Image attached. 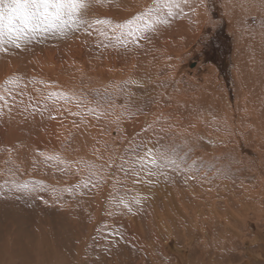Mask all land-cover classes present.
<instances>
[{
  "label": "rangeland",
  "instance_id": "rangeland-1",
  "mask_svg": "<svg viewBox=\"0 0 264 264\" xmlns=\"http://www.w3.org/2000/svg\"><path fill=\"white\" fill-rule=\"evenodd\" d=\"M126 1L127 3H125ZM155 1L156 0H139L137 1L138 3H136L142 10H145L146 7L148 9H151V7L155 8L153 14L162 16L163 19L161 17L160 19L164 22L157 23L158 25L153 29L156 30V32L159 29L164 31L165 28L169 26L170 17L173 18L175 14L178 16L181 15L177 12L180 6L185 5V3L191 4L188 10L190 11L189 16H187L186 13H182V17L175 15L174 19L170 21V24L175 27L176 30H183H181V33L171 42V50L169 49L170 45L166 47L163 41L157 49L159 56H162V54L164 55L159 57L162 68L153 75V81L156 78L154 82L158 80L156 83L151 80L149 83L146 82L148 84L145 85L142 79H136L134 81L133 79H130V81L126 79L124 81L121 80V83L118 84L114 82V79V81H111V87L108 88L109 90H106L103 85H100L101 83L98 84L95 80L96 70H104L103 72H106V63L109 60V64L113 66L111 67L112 71L116 69L114 67L115 63L127 64L133 57L137 59V63L133 61L136 66L139 65L148 68L155 65L150 64L148 60L141 56L143 48L139 44L128 42L126 48L125 43L127 41H125V43H117L114 39L108 41L111 39V36H109L110 32L116 30L120 26L116 18L117 16L124 12L128 18L131 19L134 17L131 12L132 8L128 6L129 0H114L115 4L112 3L113 0L112 2L111 0L109 1L111 3L106 0H100L99 2L98 0H88V8L86 10L87 23L82 24L79 28L69 30L66 35H59L56 33L40 34L36 39L23 44L20 48L6 45L5 48L7 50L0 49V86L2 85L0 87V93L4 92V94H10L14 96V100H17V104L14 102L10 103L15 107V109H10L13 112L0 115V166L3 167L0 169V177L2 176L0 178V200L2 201L0 202V215L3 216V221L0 222V230H5L4 228L9 230L11 227H16V229L12 231L16 232H14L15 234L12 236L13 240L11 238L7 239L6 237H2L5 235V232L0 231V244L3 243V245L1 244L0 246V256L9 257L8 262L4 263L2 260L0 264H23V262L24 264H46L44 252L49 250V248L54 250L52 251L54 256L49 258L50 261L47 264H58L60 259V264H76V262L78 264H152V262L154 264H171L173 260L176 262V257L180 258L183 255L185 264H199L197 256L201 252L212 258L213 264H244L249 260L250 255L256 256L258 254L257 251H259V248L253 239L255 232L264 233V146L261 147L260 144L256 143L259 139L263 140L264 136L258 138L257 134L255 138L254 129H252L250 125L252 126V122H254L255 125H259L258 128L260 130L264 128V100H260L264 92V76L262 74L259 76L254 72V74L249 73L247 71L249 68H247L246 71L245 69H240L239 61L242 59L240 39L242 42H244L245 39L242 33L237 32V29L232 26L233 21H231L232 16L230 15V11L232 7L234 10H237L234 0H196V2L195 0H178V3L181 4L179 7H175V9H173L174 7L172 8V12L177 10V13L173 12V16L167 15V13L165 14L163 12V6L161 7V5L159 6L160 8L154 7ZM263 1L264 0H256L258 4L260 2V5L263 4ZM245 2L248 4L251 2V4L254 5V0H245ZM194 3L200 5L194 6L192 5ZM228 4H230V6H228ZM226 8L230 10L226 11ZM120 9H122V11ZM195 10H197V12ZM116 12H118V14ZM98 15L99 18L101 17L100 19ZM227 16H229V18ZM108 17H110L109 20H111V22L107 20ZM94 18L96 19L95 21H93ZM263 19L264 13L260 14L259 17L250 16L248 20L251 22L253 30L257 31L256 28H258V30L264 31ZM98 20L101 21V23H97L96 21ZM164 23L167 26L164 25ZM94 27H96V29L98 28L96 31L99 32H96ZM160 30L158 33L161 32ZM97 35L101 37H97ZM106 38L107 40H105ZM135 44L137 46H135ZM128 45L131 48L128 47ZM132 47H134L135 50H132ZM165 47L168 49L167 55L163 52L166 50ZM250 51L248 57H245L244 53V66H248L246 59H249L250 56L254 54L253 48ZM256 51L258 50L256 49ZM262 59H259L260 65L264 67V60L261 61ZM138 62L142 64H138ZM8 71L9 73L7 74L6 72ZM73 78L76 79L73 80ZM160 78H164L162 79L164 81H159ZM113 82L115 86L112 84ZM95 83L97 84L96 88ZM151 83L153 85H151ZM130 84L133 86H129ZM154 85H156L159 90L168 89V91L164 93V95H166L164 99L160 100L156 97L158 93L155 92L156 89L152 88ZM170 86L173 87V89L170 88V90H173V93L169 90ZM129 87L133 89L130 90L128 89ZM116 88L121 95L114 94ZM147 88L149 91L151 89V91L144 94L143 89ZM152 89L154 91H152ZM127 90L134 92L132 103L135 104L128 107V105L131 104L130 101L128 103L124 102L126 105L123 106V108L114 106L115 103L118 102V97L119 99L121 97L123 100ZM202 91L204 93H201ZM254 91H256L257 94H255ZM151 92L155 94H151ZM253 96H256V99L253 98ZM3 99H5V96L0 94V111L7 109V106L2 105V102L6 101V99ZM134 100H137V102ZM11 105L10 107H12ZM216 107L219 111H216ZM118 108L119 110H117ZM229 108H231L230 111H228ZM17 109L20 111H17ZM99 109L101 110V114L105 116L99 119V124H97L95 122V117H98ZM106 110L109 112H106ZM133 111L135 112L133 113ZM119 113L122 115H119ZM14 114L19 116L18 118L20 119L16 116L14 119ZM113 115L120 120L121 125L119 127L113 126V124L110 123L111 119L114 118ZM106 116H110L111 119ZM260 117L261 120H259ZM21 118L23 122H21ZM103 118H105L107 122L110 121V124H107L106 120ZM17 119L21 123L18 122ZM123 120L128 122H124ZM135 120L137 122L133 123ZM129 122L133 125L136 124L145 127V130H148L147 133H145L146 131L144 130V133L137 134L131 142H126L124 138L117 134V131L123 124ZM52 123L55 126H53ZM40 126L42 127L40 128ZM148 126L149 128H147ZM228 126L230 127L228 128ZM46 127H48L47 130ZM54 127L55 129L53 130ZM48 129H50L51 132ZM176 132L180 133L181 136L176 135ZM57 135L59 137H57ZM188 135L190 136L188 137ZM250 135L252 140L249 137L248 141L247 137ZM35 143L39 147L36 146ZM32 145L33 148L37 149L39 152L33 149ZM151 145H153V147H151ZM258 145H260L261 149ZM193 146L194 148H192ZM44 148L46 149L44 150ZM154 148H156V150ZM31 149L34 151H31ZM40 149L46 152V154L40 155ZM192 153L194 154L192 155ZM201 154H204L206 158L204 155L200 156ZM16 155L20 156L17 157ZM152 155L168 157L171 161H175V163H171L169 160L165 159H158L157 163L153 165L150 163ZM205 159L207 161H205ZM208 159H211V161L208 162ZM217 163H220V165H217ZM214 166L217 169H215ZM180 167H182V170H177ZM218 169H220V171ZM181 172L184 174L182 175ZM257 177L262 181H260V179L258 180ZM237 181L241 184L236 183ZM16 182L26 183L25 187L22 189L17 187L18 184ZM41 182L44 184H40ZM247 183H251L252 185L256 184V186H252L251 189H248L246 187ZM258 183L261 184L258 185ZM53 185L57 190L54 191L55 194L54 192L49 193L51 199L42 200L37 196L35 198V195H39L40 193L46 195L47 190L53 187ZM66 185H72L74 188H78V192L76 193L73 190L71 193L64 191ZM6 186L12 189L8 187L9 190H5L7 188ZM219 186L221 187L220 189H218ZM167 188L170 189L168 190ZM201 188H203V190ZM260 190H262L263 193ZM209 191H212L213 194ZM32 192L34 194H32ZM205 192H207V194ZM218 192L222 193V195H216ZM237 192L239 193L237 194ZM156 193H158V197ZM69 194L71 196V198L68 199L69 201L63 203V201L60 200L61 202H59L61 197L68 196ZM185 195H189L188 199ZM134 196H137L136 199L141 198L142 202H144L145 209L134 202L136 201ZM37 198L40 202H44L43 204H50L51 200L52 205L59 206V208L57 207L58 209H53L50 218L48 217L49 225L51 224L48 228L46 227L45 223L47 222L44 218L37 216L29 218L33 219V222L30 220H22L23 214L27 213V209L36 206V202L38 201ZM125 198L127 200H125ZM129 200L134 201L130 202ZM148 200L151 202L149 203ZM223 200L226 208L223 204ZM97 201H99L98 205L101 208H97ZM110 201L111 203H109ZM161 201L163 204H161ZM92 202L96 205L97 209L94 208L95 205H92ZM202 203L206 208L203 207ZM232 203L236 204L233 205ZM64 207L71 213H67L68 211L61 213ZM169 207L172 210H170ZM174 207L177 208L176 211ZM186 207H188V209ZM151 208L153 211H151ZM195 208H197L196 211ZM121 210L123 211L121 212ZM206 210H209V212ZM58 212H60V215ZM151 212H154L156 215ZM184 212L187 213V216L189 215L188 218L184 215ZM94 213L105 216L103 217L104 219L113 218V220H108V222H106L107 224H104L99 218L96 219ZM44 214L47 215L48 213L46 212ZM200 214L202 216H200ZM229 214L232 215L233 218ZM174 215L176 216L174 217ZM193 215L195 216L193 217ZM120 216L122 219L119 220L120 222H117L118 219H115V217L119 218ZM191 217L194 219H191L193 223L190 220ZM73 219L75 221H73ZM55 221L57 224H60H58L60 227ZM97 223L100 224V226ZM102 223L104 224L103 226ZM33 224L40 226L38 231L31 228ZM190 224L191 226H189ZM194 224L195 226H193ZM81 226H83V228ZM135 226L136 228L134 229ZM163 227L166 230L163 229ZM81 228L82 230H80ZM87 228L89 230H87ZM139 228L142 231H140ZM190 228H193L194 231ZM221 228L222 231L220 230ZM156 229L159 230L157 231ZM167 229H169L170 234ZM84 230H86V232ZM187 230L190 233H188ZM208 230L210 232H208ZM60 231L61 233H59ZM80 231L85 232L86 234H83L86 236L83 234L81 235ZM135 231L137 233H135ZM101 232H103L102 235ZM163 232L164 234H162ZM229 232L231 233L230 235ZM18 234L19 238L16 242H13ZM42 236L43 239L41 238ZM82 236L84 238H82ZM134 238H137L139 241H136ZM129 240H131V242ZM63 241L68 245H64ZM132 241H135V244L143 245V247L141 245L137 247ZM190 241L192 242V247H188ZM146 243L147 246L149 245V248L147 246V248L145 247ZM60 245L61 247H66V249L64 248L65 253L56 250L59 249ZM77 245L83 246L76 252L74 249H76ZM31 246L34 249L31 248ZM4 248L7 250L6 254ZM145 250H148L150 254L145 252ZM178 250H182V253ZM69 251L71 253H69ZM163 251L167 252L163 253ZM173 251H178L176 252L178 255L174 254ZM160 252L162 253L160 254ZM183 252L185 253L183 254ZM147 254L149 255L147 256ZM41 255H43V257ZM39 257L42 260H40ZM84 257H86L85 260L91 257L92 259L90 262H86L88 259L83 261ZM102 257L103 260H101ZM150 259L152 260L150 261ZM170 259H172V261ZM168 261L170 263H168Z\"/></svg>",
  "mask_w": 264,
  "mask_h": 264
},
{
  "label": "bare ground",
  "instance_id": "bare-ground-1",
  "mask_svg": "<svg viewBox=\"0 0 264 264\" xmlns=\"http://www.w3.org/2000/svg\"><path fill=\"white\" fill-rule=\"evenodd\" d=\"M100 0H98V2H99ZM106 1H110V0H106ZM137 1H139V0H129V7H131L132 8V10H131V12H132V14L134 15V17L133 18H128L127 17V15L126 14H124V12H123V14H120L119 16H115L116 18H117V20L119 21V24L120 25H124V24H126L128 21H130V20H132V21H134V20H137V18H139V17H142L143 15H144V13L147 11V7L145 8V10H142L139 6H138V2ZM154 1V0H153ZM206 1V0H205ZM251 1V0H250ZM253 1V0H252ZM111 2H112V0H111ZM111 2H109V3H111ZM137 2V3H136ZM156 2V1H155ZM187 2V1H186ZM195 2H196V0H195ZM112 3H114V0H113V2ZM125 3H127V1L125 2ZM146 3V2H145ZM191 3V2H190ZM209 3V2H208ZM219 3V2H218ZM222 3V2H221ZM233 3V2H232ZM234 3H235V7H236V9L237 10H234L233 9V7H232V9H231V11H230V15L232 16L231 17V21H233V23H232V26H234L236 29H237V32H241L242 33V35H243V37H244V42H242V40L240 39V43H241V54H242V59L239 61V63H240V69H242V70H244L245 69V71L247 70V68H249L247 71L249 72V73H251V74H254V73H257L259 76L262 74L263 76H264V67H261V65H260V58L262 59V58H264V31H261V30H258V28H256V30L257 31H255V30H253L252 29V27H251V22L248 20L249 19V17L250 16H257V17H259V15L260 14H262V13H264V1H263V4L262 5H260V2H259V4H258V2H256V0H254V5L253 4H251V2H250V4H248L249 3V1H248V3H246L245 2V0H234ZM101 4V3H100ZM107 4V3H106ZM106 4H105V7H106ZM115 4V3H114ZM118 4H119V2H118ZM118 4H117V6H118ZM121 5H123L122 3H120ZM181 4V3H180ZM179 4V5H180ZM204 4H205V2H204ZM108 5V4H107ZM111 5V4H110ZM144 5V4H143ZM148 5H150V4H148ZM190 5L191 4H186L185 3V5H182V6H180L179 7V9H178V13H180L181 15H182V13H186L187 14V16H189V12L190 11H188L189 9H190ZM192 5H200V4H192ZM220 5V4H219ZM226 5H227V3H226ZM97 6V5H96ZM99 6V5H98ZM124 6V5H123ZM147 6V5H146ZM160 6V5H159ZM158 5H157V3H155L154 4V7H159ZM215 6V5H214ZM228 6H230V4H228ZM127 7V6H126ZM161 7H162V4H161ZM191 7H193V6H191ZM217 7V6H216ZM225 7V6H224ZM96 8V7H95ZM104 8V7H103ZM109 8V7H108ZM160 8V7H159ZM199 8V7H198ZM204 8V7H203ZM230 8V7H229ZM97 9V8H96ZM95 9V10H96ZM99 9H101V8H99ZM115 9V8H114ZM118 9V8H117ZM116 9V10H117ZM127 9H128V7H127ZM151 9L154 11L155 10V8H152L151 7ZM162 9V8H161ZM173 9H175V7L173 8ZM192 9H194V8H192ZM196 9H197V6H196ZM106 10V9H105ZM119 10V9H118ZM121 11H122V9H120ZM160 10V9H159ZM207 10V9H206ZM226 11L227 10H230V9H225ZM99 11V10H98ZM103 11V10H102ZM110 11H111V9H110ZM161 11V10H160ZM176 11H173L174 13L176 12ZM196 12H197V10H195ZM222 11H223V9H222ZM95 12V11H94ZM101 12V11H100ZM163 12L166 14L167 13V10L166 9H164L163 8ZM176 12V13H177ZM199 12V11H198ZM221 12V11H220ZM107 13V12H106ZM115 13V12H114ZM117 14H118V12H116ZM192 13V12H191ZM203 13V12H202ZM201 13V14H202ZM108 14V13H107ZM100 15V14H99ZM99 15H98V18H99ZM104 15H105V11H104ZM103 15V16H104ZM176 16H178L177 14H175ZM175 15H174V17H175ZM181 15H179V16H181ZM110 16V15H109ZM173 16V15H172ZM178 16V17H179ZM192 16V15H191ZM195 16V15H194ZM199 16V15H198ZM262 16V15H261ZM161 18H162V16H160ZM174 17L173 18H171L170 17V19H169V26L167 27V28H165V30L164 31H161L160 29V33H158V31L156 32V30H148V31H145L144 33H142L140 36H138V37H135V38H133V37H127L126 38V43H125V46H126V44H128V42H131V43H133V42H135L136 44H139L142 48H143V50L141 51V56H143L146 60H148L149 62H150V64H155L153 67L151 66V67H148V68H144V67H142V66H139V65H134V62L133 61H135L136 63H137V59H135L134 57H133V59H131V61H129L127 64H116L115 63V65H114V67L116 68L115 70H113L112 71V68L111 67H113L112 66V64H109V61H107V67H106V72H103V71H99V70H96V74H95V80H96V83H101L100 85H103V87L104 88H106V90L108 89V88H110L111 87V81L113 80L114 81V79H115V81L114 82H117L118 84L119 83H121V80L122 81H124V80H126V79H129V81H130V79L132 80L133 79V81L134 80H136V79H142L144 82H143V84H145V85H147L151 80L153 81V78H154V74L158 71V70H160L161 68H162V63H161V60H160V56L158 55V53H157V49H158V47L160 46V44L162 43V41H163V43L166 45V47H168L170 44H171V42L172 41H174V39H175V37L176 36H178L180 33H181V30L180 31H178V30H176L175 29V27H173L171 24H170V21L172 20V19H174ZM182 17V16H181ZM180 17V18H181ZM196 17V16H195ZM228 18H229V16H227ZM101 18V17H100ZM99 18V19H100ZM166 18V17H165ZM169 18V17H168ZM189 18V17H188ZM193 18V17H192ZM201 18V17H200ZM227 18V19H228ZM110 19V17H108V19L107 20H109ZM112 19V18H111ZM163 19V18H162ZM196 19V18H195ZM96 19L94 18L93 19V21H95ZM182 20V19H181ZM190 20H191V17H190ZM207 20V19H206ZM205 20V21H206ZM228 20H230V19H228ZM99 21V20H98ZM110 22H111V20H109ZM184 21V20H183ZM195 21V20H194ZM197 21V20H196ZM115 22V21H114ZM94 23V22H93ZM108 23V22H107ZM166 23H167V21H166ZM191 23V22H190ZM192 23H194V22H192ZM263 23H264V19H263ZM105 24V23H104ZM109 24V23H108ZM196 24V23H195ZM96 25H97V23H96ZM102 25V24H101ZM107 25V24H106ZM117 25V24H116ZM156 25H158V24H155V26ZM164 25H166L165 23H164ZM175 25V24H174ZM263 25V24H262ZM94 26H95V24H94ZM113 26V25H112ZM161 26V25H160ZM167 26V25H166ZM165 26V27H166ZM231 26V25H230ZM98 27V26H97ZM100 27V26H99ZM98 27V28H99ZM107 27H111V26H107ZM159 27V26H158ZM177 27V26H176ZM180 27H184V26H180ZM95 28V31L98 29H96V27H94ZM101 28V27H100ZM164 28V27H163ZM261 28V27H260ZM264 28V27H263ZM112 29V28H111ZM157 29V28H156ZM161 29H162V27H161ZM179 29V28H178ZM100 30H102V29H100ZM104 31H106V30H104ZM183 31V30H182ZM233 31V30H232ZM96 32H99V31H96ZM110 32V31H109ZM105 33V32H104ZM104 33H103V35H104ZM99 34V33H98ZM102 34V33H101ZM95 35H96V33H95ZM108 35V34H107ZM106 35V36H107ZM105 36V35H104ZM109 36H111L110 38L111 39H109L108 41H110V40H116L117 41V43H118V40H124L125 38L122 36V34H121V29L120 28H117L116 30H113V31H111L110 32V34H109ZM97 37H101L100 35H97ZM108 37V36H107ZM109 38V37H108ZM97 40V39H96ZM104 40V39H103ZM105 40H107V38L105 39ZM101 41V40H100ZM99 41V42H100ZM105 42V41H104ZM103 43V42H102ZM97 44V43H96ZM108 44V43H107ZM110 44V43H109ZM135 44V46H137ZM104 47V46H103ZM128 47H130L129 45H128ZM165 47V49L166 50H164L163 52L167 55V51H168V49ZM175 47V46H174ZM126 48H127V46H126ZM131 48V47H130ZM253 48V55L252 56H250V58L249 59H246V63L248 64V66H244V53H245V57H248V53H250L251 51V49ZM114 49V48H113ZM169 49L171 50V45H170V47H169ZM256 49L258 50V51H256ZM118 50V49H117ZM132 50H135V48L134 47H132ZM107 51V50H106ZM137 51V50H136ZM107 54V53H106ZM164 54H162V56H163ZM250 55V54H249ZM108 56V55H107ZM161 56V57H162ZM256 56V57H255ZM114 57V56H113ZM258 57V58H257ZM116 59V58H115ZM264 59H262L261 61H263ZM125 61V60H124ZM145 61V60H144ZM101 62V61H100ZM106 62V61H105ZM143 62V61H142ZM73 64V63H72ZM76 64H79V63H76ZM82 64V63H81ZM99 64V63H98ZM97 64V65H98ZM138 64H142V63H139L138 62ZM59 65V64H58ZM83 65H84V63H83ZM82 65V66H83ZM129 65H130V67H129ZM67 66V65H66ZM65 66V67H66ZM77 66V65H76ZM85 66V65H84ZM163 66H164V61H163ZM63 67V66H62ZM67 68V67H66ZM81 68H84V67H81ZM100 68V67H99ZM132 68V69H131ZM65 69V68H64ZM104 69V68H103ZM101 70V69H100ZM46 72V71H45ZM254 72V73H253ZM7 74L9 73V71L8 72H6ZM74 73V72H73ZM119 73V74H118ZM68 74V73H67ZM80 74V73H79ZM133 74H134V77H133ZM243 74V73H242ZM120 75V76H119ZM157 75V74H156ZM80 76V75H79ZM87 76V75H86ZM8 77V76H7ZM162 77V76H161ZM9 78V77H8ZM72 78V77H71ZM159 78V77H158ZM1 79H2V77H1ZM74 79H76V78H73V80ZM157 79V78H156ZM155 79V80H156ZM162 79H164V78H162ZM161 78H160V80L159 81H161L162 80ZM205 79V78H204ZM6 80V79H5ZM154 80V81H155ZM3 81V80H2ZM1 81V82H2ZM21 81V80H20ZM153 81V82H154ZM158 81V80H157ZM156 81V82H157ZM164 80H162L161 82H163ZM114 82L112 83L113 85H114ZM142 82V81H141ZM146 82H148V83H146ZM156 82H154V83H156ZM8 83V82H7ZM95 83V84H96ZM116 83V84H117ZM125 83H127V82H125ZM124 84V83H123ZM133 84V83H132ZM158 84H159V82H158ZM3 85H6V84H3ZM112 85V86H113ZM127 85V84H126ZM144 85V86H145ZM151 85H153L152 83H151ZM160 85V84H159ZM249 85V84H248ZM2 86V85H1ZM0 86V87H1ZM115 86V85H114ZM123 86V85H122ZM129 86H133V85H129ZM97 87V84H96V86H95V88ZM126 87V86H125ZM121 88V87H120ZM152 88H154V89H156V91L155 92H157L158 94H156V97H158L160 100H162V99H164V96H166V95H164V93H166L167 91H168V89L167 90H159V88H157V86L156 85H154V87H152ZM170 88H172L173 89V87L172 86H170L169 87V90H170ZM122 89V88H121ZM128 89H130V87L128 88ZM131 89H133V88H131ZM130 89V90H131ZM138 89V88H137ZM141 89V88H140ZM170 90L171 91V93H173L172 91L173 90ZM256 89V88H255ZM109 90V89H108ZM123 90H124V88H123ZM122 90V91H123ZM150 91H151V89H150ZM149 90H148V88L147 89H143V92H144V94H146V92H150ZM152 91H154L153 89H152ZM204 91V90H203ZM201 92V93H204V92ZM259 91V90H258ZM103 92V91H102ZM137 92V91H136ZM200 92V91H199ZM255 92V94H257L256 93V91H254ZM260 92V91H259ZM49 93H50V91H49ZM137 93H139V92H137ZM154 92H151V94H153ZM245 93V92H244ZM252 93V92H251ZM260 93H262V92H260ZM0 94H2V96L4 95L5 96V99H6V101L4 102H2V105L3 106H7V109H5V110H1L0 111V115H3V113H8L9 114V112H13L12 110H10L11 108H14L15 109V107H13L10 103L11 102H14V103H16V101L17 100H14L15 98H14V96H11L10 94L9 95H7V94H4V92H2V93H0ZM114 94H120L121 95V93L118 91V89L116 88V91H115V93ZM141 94H143V93H141ZM155 94V93H154ZM136 95V94H135ZM169 95V94H168ZM170 95H172V94H170ZM246 95V94H245ZM28 96V95H27ZM66 96V95H65ZM116 96V95H115ZM133 96H134V92H132V91H129V90H127V92L125 93V96L123 97V100L121 99V97H120V99H119V97H118V102L117 103H115V105L114 106H119V107H122L123 108V106H125L126 104V102L128 103V102H130L131 101V104L130 105H128V107H130L132 104L134 105L135 103H132L133 101H132V98H133ZM173 96V95H172ZM241 97V96H240ZM256 97V96H255ZM254 96H253V98H255ZM22 98V97H21ZM98 98V97H97ZM117 98V97H116ZM258 98V97H257ZM5 99H3V100H5ZM20 99V98H19ZM239 99V98H238ZM241 99V98H240ZM244 99V98H243ZM256 99V98H255ZM23 100V99H22ZM26 100V99H25ZM115 100V99H114ZM245 100H246V98H245ZM260 100H264V92L262 93V95H261V99ZM20 101V100H19ZM18 101V102H19ZM40 101V100H39ZM123 101V102H122ZM135 101V100H134ZM241 101V100H240ZM21 102H23V101H21ZM20 102V103H21ZM125 102V103H124ZM135 102H137V100L135 101ZM25 103V102H24ZM253 103H254V101H253ZM17 104V103H16ZM138 104V103H137ZM10 105L12 106V107H10ZM24 105V104H23ZM16 106V105H15ZM22 107V106H21ZM112 107V106H111ZM0 108H1V104H0ZM24 108V107H23ZM112 108H114V107H112ZM125 108V107H124ZM227 108V107H226ZM225 108V109H226ZM255 108H256V105H255ZM20 109V108H19ZM19 109H17V111L19 110ZM131 109V108H130ZM264 109V108H263ZM262 109V110H263ZM45 110V109H44ZM109 110V109H108ZM117 110H119V108L117 109ZM121 110V109H120ZM128 110V109H127ZM126 110V111H127ZM133 110V109H132ZM227 110V109H226ZM231 110V108H229L228 109V111H230ZM262 110H261V112H262ZM20 111V110H19ZM111 111H113V110H111ZM125 111V110H124ZM216 111H219L218 110V108L216 107ZM235 111V110H234ZM245 111V110H244ZM25 112H27V111H25ZM40 112V111H39ZM106 112H109V111H107L106 110ZM135 111H133V113H134ZM236 112V111H235ZM240 112V111H239ZM246 112V111H245ZM19 113V112H18ZM122 113V112H121ZM121 113H119V115L121 114ZM127 113V112H126ZM132 113V112H131ZM218 113V112H217ZM263 113H264V111H263ZM19 115V114H18ZM39 115V114H38ZM47 115V114H46ZM122 115V114H121ZM129 115V114H128ZM127 115V116H128ZM229 115V114H228ZM252 115V114H251ZM11 116V115H10ZM15 114H14V119H15ZM45 116V115H44ZM98 117H95V122L97 123V124H99V119H101L102 117H104L105 115H102L101 114V110L99 109V114L97 115ZM112 116V115H111ZM125 116V115H124ZM249 116V115H248ZM247 116V117H248ZM253 116V115H252ZM261 116V115H260ZM3 117V116H2ZM17 118L19 117V116H16ZM24 117H25V115H24ZM40 117V116H39ZM107 117V116H106ZM108 117H110V116H108ZM107 117V118H108ZM113 117H114V115H113ZM241 117H242V115H241ZM9 118V117H8ZM7 118V119H8ZM23 118V117H22ZM22 118H21V122H23V120H22ZM3 119V118H2ZM10 119V118H9ZM18 119H20V118H18ZM17 119V120H18ZM103 119H105V118H103ZM102 119V120H103ZM110 119H111V117H110ZM124 119V118H123ZM238 119V118H237ZM255 119H256V117H255ZM35 120V119H34ZM106 120V119H105ZM140 120V119H139ZM231 120V119H230ZM251 120V119H250ZM259 120H261V117H260V119ZM11 121L13 122V120L11 119ZM26 121H27V119H26ZM30 121V120H29ZM40 121V120H39ZM49 121V120H48ZM124 121V120H123ZM123 121H122V123H123ZM228 121V120H227ZM238 121V120H237ZM16 122V121H15ZM18 122H20L19 120H18ZM20 122V123H21ZM32 122H33V120H32ZM105 122V121H104ZM110 121H108L107 122V120H106V123L108 124ZM124 122H128V121H124ZM133 122V121H132ZM135 122H137L136 120L133 122V123H135ZM231 122V121H230ZM236 122V121H235ZM14 123V122H13ZM48 123V122H47ZM55 123H57V122H55ZM110 123H112L113 124V126H117V127H119L120 125H121V122H120V120L117 118V117H114V118H112L111 119V122ZM109 123V124H110ZM232 123V122H231ZM242 123V122H241ZM253 123V125L251 126L250 125V127H252V129H254V134H255V138L257 137V134H258V138H261V136H264V128L262 129V130H260L258 127H259V125H255L254 124V122H252ZM263 123V122H262ZM18 124V123H17ZM29 124V123H28ZM49 124V123H48ZM51 124V123H50ZM53 124V123H52ZM240 124V123H239ZM264 124V123H263ZM26 125V124H25ZM41 125V124H40ZM43 125V124H42ZM45 125V124H44ZM43 125V126H44ZM57 125V124H56ZM229 125V124H228ZM244 125H245V123H244ZM262 125V124H261ZM31 126V125H30ZM39 126V125H38ZM46 126V125H45ZM53 126H55L54 124H53ZM64 126V125H63ZM106 126H108V125H106ZM236 126V125H235ZM242 126V125H241ZM26 127V126H25ZM35 127V126H34ZM42 126H40V128H41ZM100 127V126H99ZM105 127V126H104ZM230 126H228V128H229ZM38 128V127H37ZM47 128L48 127H46V130H47ZM107 128V127H106ZM142 128H144V129H142ZM147 128H149V126L147 127ZM55 129V127L53 128V130ZM57 129V128H56ZM59 129V128H58ZM112 129V128H111ZM146 128L145 127H141V126H139V125H136V124H132L131 122H129V123H125V124H123L119 129H118V131H117V134L118 135H120L122 138H124L125 140H126V142H131L132 141V139H134V137H136V135L137 134H141V133H144V130H145ZM231 129V128H230ZM24 130V129H23ZM48 130H50V129H48ZM64 130V129H63ZM99 130V129H98ZM240 130V129H239ZM243 130H245V129H243ZM73 131H74V129H73ZM100 131V130H99ZM112 131V130H111ZM146 131V130H145ZM148 131V130H147ZM147 131L145 132V133H147ZM241 131V130H240ZM50 132H51V130H50ZM61 132V131H60ZM248 132V131H247ZM48 133H49V131H48ZM48 133H47V135H48ZM53 133V132H52ZM67 133V132H66ZM105 133H106V131H105ZM112 133H113V131H112ZM242 133V132H241ZM17 134V133H16ZM251 134V133H250ZM262 134V135H261ZM32 135V134H31ZM55 135V134H54ZM67 135V134H66ZM146 135V134H145ZM176 135H178V136H181V134L180 133H178V132H176ZM45 136H46V134H45ZM62 136V135H61ZM117 136V135H116ZM149 136H150V134H149ZM190 135H188V137H189ZM244 136V135H243ZM56 137V136H55ZM57 137H59L58 135H57ZM106 137V136H105ZM151 137V136H150ZM249 137L251 138V135L250 136H248L247 138H248V141H249ZM12 138V137H11ZM15 138V137H14ZM65 138V137H64ZM257 138V139H258ZM53 139H55V138H53ZM112 139H113V137H112ZM256 139V140H257ZM42 140V139H41ZM48 140V139H47ZM59 140V139H58ZM66 140V139H65ZM115 140H117V139H115ZM115 140H113V141H115ZM124 140V141H125ZM237 140V139H236ZM235 140V141H236ZM251 140H252V138H251ZM188 141V140H187ZM186 141V142H187ZM190 141V140H189ZM56 142V141H55ZM110 142V141H109ZM243 142V141H242ZM253 142V141H252ZM39 143V142H38ZM125 143V142H124ZM234 143V142H233ZM264 139L263 140H261V139H259V140H257V143L256 144H260L261 145V147L262 146H264ZM36 144V143H35ZM110 144H111V142H110ZM178 144V143H177ZM180 144H182V143H180ZM197 144V143H196ZM4 145V144H3ZM27 145V144H26ZM44 145V144H43ZM57 145V144H56ZM190 145V144H189ZM252 145H254V144H252ZM260 145H258L259 146V148H260ZM36 146H38L37 144H36ZM192 146V145H191ZM201 146V145H200ZM39 147V146H38ZM56 147V146H55ZM58 147V146H57ZM148 147V146H147ZM151 147H153V145H151ZM32 148H33V145H32ZM115 148V147H114ZM191 148V147H190ZM192 148H194V146L192 147ZM200 148V147H199ZM218 148V147H217ZM33 149H35V148H33ZM33 149H31V151L33 150ZM46 148H44V150H45ZM59 149V148H58ZM130 149V148H129ZM152 149V148H151ZM155 150H156V148H154ZM205 149V148H204ZM207 149V148H206ZM216 149V148H215ZM261 149V148H260ZM35 150H37V149H35ZM41 150V149H40ZM208 150V149H207ZM217 150V149H216ZM254 150H255V148H254ZM22 151V150H21ZM34 151V150H33ZM89 151V150H88ZM98 151V150H97ZM154 151V150H153ZM193 151H194V149H193ZM198 151V150H197ZM203 151V150H202ZM256 151V150H255ZM30 152V151H29ZM37 152H39L38 150H37ZM206 152V151H205ZM205 152H203V153H205ZM260 152H261V150H260ZM20 153V152H19ZM25 153V152H24ZM33 153V152H32ZM32 153H31V155H32ZM88 153V152H87ZM95 153V152H94ZM200 153V152H199ZM208 153V152H207ZM209 153H210V151H209ZM263 153V152H262ZM40 155H44V154H46V152H44L43 150H41L40 151V153H39ZM54 154V153H53ZM158 154V153H157ZM163 154H165V153H163ZM194 153H192V155H193ZM258 154V153H257ZM8 155V154H7ZM87 155V154H86ZM202 155H204V154H201L200 156H202ZM213 155V154H212ZM211 155V156H212ZM4 156V155H3ZM17 156V155H16ZM20 156V155H19ZM19 156H17V157H19ZM153 156V155H152ZM219 156H221V155H219ZM257 156V155H256ZM29 157V156H28ZM27 157V158H28ZM192 157H194V156H192ZM204 157H205V155H204ZM210 157V156H209ZM218 157V156H217ZM262 157V156H261ZM24 158V157H23ZM30 158V157H29ZM105 158V157H104ZM206 158V157H205ZM208 158V157H207ZM258 158V157H257ZM22 159V158H21ZM25 159V158H24ZM3 160V159H2ZM199 160V159H198ZM228 160V159H227ZM246 160V159H245ZM24 161V160H23ZM195 161V160H194ZM204 161V160H203ZM205 161H207L206 159H205ZM209 161H211V159L209 160L208 159V162ZM214 161V160H213ZM259 161V160H258ZM257 161V162H258ZM260 161H261V159H260ZM1 162H3V161H1ZM190 162V161H189ZM196 162V161H195ZM215 162V161H214ZM213 162V163H214ZM245 162V161H244ZM251 162H252V160H251ZM26 163V162H25ZM39 163V162H38ZM37 163V164H38ZM211 163V162H210ZM227 163V162H226ZM230 163V162H229ZM255 163V162H254ZM24 164V163H23ZM201 164V163H200ZM214 164H216V163H214ZM223 164V163H222ZM233 164V163H232ZM28 165H29V163H28ZM187 165V164H186ZM217 165H220V163L218 164L217 163ZM224 165V164H223ZM234 165H235V163H234ZM257 165H259V164H257ZM261 165H262V163H261ZM222 166V165H221ZM26 167V166H25ZM215 167V166H214ZM218 167V166H217ZM230 167V166H229ZM236 167V166H235ZM264 167V166H263ZM1 168H3L2 166H0V169ZM222 168H224V167H222ZM256 168V167H255ZM179 169H181L182 170V167H180V168H178L177 170H179ZM188 169V168H187ZM190 169V168H189ZM215 169H217L216 167H215ZM220 169H221V167H220ZM220 169H218L219 171H220ZM229 169V168H228ZM231 169V168H230ZM235 169V168H234ZM245 169V168H244ZM263 169V168H262ZM3 170V169H2ZM223 170V169H222ZM231 170H233V169H231ZM240 170V169H239ZM249 170V169H248ZM250 170H251V168H250ZM184 171V170H183ZM236 171H237V169H236ZM258 171V170H257ZM193 172V171H192ZM204 172V171H203ZM218 172V171H217ZM230 172H232V171H230ZM229 172V173H230ZM261 172V171H260ZM111 173V172H110ZM191 173V172H190ZM222 173V172H221ZM226 173V172H225ZM228 173V174H229ZM233 173V172H232ZM237 173V172H236ZM239 173V172H238ZM263 173V172H262ZM181 174H182V172H181ZM184 174V173H183ZM182 174V175H183ZM227 174V175H228ZM221 175V174H220ZM226 175V174H225ZM230 175V174H229ZM228 175V176H229ZM234 175H235V173H234ZM233 175V176H234ZM237 175V174H236ZM239 175V174H238ZM23 176V175H22ZM108 176V175H107ZM2 177V176H1ZM0 177V178H1ZM83 177V176H82ZM105 177V176H104ZM109 177V176H108ZM191 177V176H190ZM197 177V176H196ZM195 177V178H196ZM15 178V177H14ZM103 178V177H102ZM188 178H189V176H188ZM224 178V177H223ZM227 178V177H226ZM232 178V177H231ZM238 178V177H237ZM103 179H105V178H103ZM219 179V178H218ZM243 179V178H242ZM257 179L259 180L260 178L259 177H257ZM80 180V179H79ZM102 180V179H101ZM167 180V179H166ZM169 180V179H168ZM176 180V179H175ZM189 180H191V179H189ZM232 180V179H231ZM75 181V180H74ZM172 181H174V180H172ZM211 181V180H210ZM249 181V180H248ZM256 181V180H255ZM260 181H262L261 179H260ZM40 182V181H39ZM116 182V181H115ZM230 182V181H229ZM239 182H240V180H239ZM238 181L236 182V183H239ZM242 182V181H241ZM254 182V181H253ZM17 183V182H16ZM63 183V182H62ZM110 183V182H109ZM123 183H124V181H123ZM175 183V182H174ZM184 183V182H183ZM186 183V182H185ZM188 183V182H187ZM193 183H194V181H193ZM217 183V182H216ZM232 183V182H231ZM230 183V184H231ZM233 183H235V182H233ZM1 184V183H0ZM18 184V186L17 187H20L21 189L22 188H24L25 187V184L24 183H17ZM16 184V185H17ZM40 184H44V183H40ZM80 184V183H79ZM143 184V183H142ZM173 184V183H172ZM198 184V183H197ZM239 184H241V183H239ZM259 184H261V183H258V185ZM15 185V186H16ZM187 185V184H186ZM189 185V184H188ZM218 185V184H217ZM44 186V185H43ZM175 186H176V184H175ZM201 186V185H200ZM222 186V185H221ZM234 186V185H233ZM238 186V185H237ZM252 186H256V184L255 185H252L251 183H247L246 184V187L248 188V189H251V187ZM7 188L5 189V190H9V188H11V187H9V186H6ZM9 187V188H8ZM82 187V186H81ZM98 187V186H97ZM97 187H95V188H97ZM104 187V186H103ZM108 187V186H107ZM106 187V188H107ZM115 187V186H114ZM186 187V186H185ZM205 187V186H204ZM225 187V186H224ZM235 187V186H234ZM241 187V186H240ZM245 187V188H246ZM260 187H261V185H260ZM5 188V187H4ZM160 188V187H159ZM166 188V187H165ZM172 188H174V187H172ZM200 188V187H199ZM210 188V187H209ZM217 188V187H216ZM221 187L219 186V188L218 189H220ZM227 188V187H226ZM225 188V189H226ZM236 188H239V187H236ZM12 189V188H11ZM115 189V188H114ZM168 189V188H167ZM170 189V188H169ZM168 189V190H169ZM202 190H203V188H201ZM217 189V190H218ZM262 189V188H261ZM15 190V189H14ZM57 189H55L54 188V185H53V187H50L48 190H47V194L46 195H44L43 193H40L39 195H35V198H36V196L39 198V199H42V200H48V199H51L49 196H50V194L49 193H52V192H54V191H56ZM72 190L74 191V192H78V188H74V186H72V185H66L65 187H64V191H66V192H69V193H71L72 192ZM85 190V189H84ZM161 190V189H160ZM174 190V189H173ZM205 190H206V188H205ZM12 191V190H11ZM33 191V190H32ZM104 191V190H103ZM150 191V190H149ZM231 191V190H230ZM242 191V190H241ZM261 192H262V190H260ZM9 192V191H8ZM80 192V191H79ZM102 192V191H101ZM107 192V191H106ZM105 192V193H106ZM168 192V191H167ZM210 192V191H209ZM208 192V193H209ZM216 192V191H215ZM229 192V191H228ZM227 192V193H228ZM233 192V191H232ZM122 193V192H121ZM175 193V192H174ZM179 193V192H178ZM184 193V192H183ZM185 193H187V192H185ZM193 193V192H192ZM206 194H207V192H205ZM210 193H212L213 194V192L211 191ZM239 192H237V194H238ZM243 193V192H242ZM263 193V192H262ZM32 194H34L33 192H32ZM31 194V195H32ZM54 194H55V192H54ZM53 194V195H54ZM97 194V193H96ZM95 194V195H96ZM102 194H104V193H102ZM137 194V193H136ZM157 194V197H158V193H156ZM164 194H165V192H164ZM206 194H204V195H206ZM211 194V195H212ZM219 194H221L222 195V193H219L218 192V194H216V195H219ZM224 194V193H223ZM228 194H230V193H228ZM236 194V193H235ZM246 194V193H245ZM264 194V193H263ZM29 195H30V193H29ZM58 195V194H57ZM61 195V194H60ZM114 195V194H113ZM140 195V194H139ZM144 195V194H143ZM142 195V196H143ZM177 195V194H176ZM180 195V194H179ZM198 195V194H197ZM251 195V194H250ZM27 196H28V194H27ZM34 196V195H33ZM109 196V195H108ZM130 196V195H129ZM141 196V197H142ZM170 196V195H169ZM188 196L189 195H185V197H187V199H188ZM213 196V195H212ZM211 196V197H212ZM220 196V195H219ZM224 196V195H223ZM77 197V196H76ZM137 197V196H136ZM136 197L134 196V198L136 199ZM147 197V196H146ZM150 197V196H149ZM154 197V196H153ZM162 197V196H161ZM198 197V196H197ZM218 197V196H217ZM237 197V196H236ZM37 198V199H38ZM69 198H71V196H70V194L68 195V196H63V197H61L60 199H59V202H61L60 200H62L63 201V203L65 202V201H69L68 199ZM120 198H122V197H120ZM176 198H177V196H176ZM180 198V197H179ZM192 198V197H191ZM202 198V197H201ZM206 198V197H205ZM205 198H203V199H205ZM232 198H234V197H232ZM38 199V201L36 202V206L35 207H30V208H28L27 209V213H25V214H23L24 216H23V218H22V220L23 221H25V220H30L31 222H33L32 220L33 219H29V218H31V217H35V216H37V217H40V218H44L45 219V221L47 222V223H45L46 224V227L48 228V226H50L49 225V221H48V217L50 218V216H51V212H52V210L53 209H58L59 208V206L58 205H52V202H51V200H50V204H48V203H46V204H43L42 202H40V200ZM111 199V198H110ZM130 199V198H129ZM151 199V198H150ZM193 199V198H192ZM213 199V198H212ZM216 199V198H215ZM240 199V198H239ZM41 200V201H42ZM97 200V199H96ZM109 200V199H108ZM125 200H127L126 198H125ZM124 200V201H125ZM131 200V199H130ZM129 200V201H130ZM145 200H146V198H145ZM159 200V199H158ZM170 200H171V198H170ZM176 200V199H175ZM175 200H173V201H175ZM183 200V199H182ZM197 200V199H196ZM206 200V199H205ZM58 201V200H57ZM103 201H104V199H103ZM102 201V202H103ZM117 201V200H116ZM119 201V200H118ZM132 201H134V200H132ZM132 201H130V202H132ZM149 201V203L151 202L150 200H148ZM167 201V200H166ZM180 201H181V199H180ZM188 201V200H187ZM219 201V200H218ZM233 201V200H232ZM0 202H2L1 200H0ZM48 202V201H47ZM59 202H57V203H59ZM121 202V201H120ZM129 202V203H130ZM134 202H136L139 206H141V207H143L144 209H145V205H144V202H142V200H141V198H137L136 199V201H134ZM147 202V201H146ZM195 202H197V201H195ZM54 203V202H53ZM66 203H68V202H66ZM86 203V202H85ZM103 203H105V202H103ZM109 203H111V201L109 202ZM116 203V202H115ZM177 203H178V201H177ZM181 203V202H180ZM194 203V202H193ZM4 204V203H3ZM97 208H99L100 206L98 205L99 204V201H97ZM161 204H163V202L161 201ZM173 204V203H172ZM190 204V203H189ZM196 204V203H195ZM222 204V203H221ZM223 204H224V200H223ZM233 204V203H232ZM236 204V203H235ZM235 204H233V205H235ZM61 205H62V203H61ZM67 205V204H66ZM92 205H95V204H93V202H92ZM102 205V204H101ZM106 205V204H105ZM104 205V206H105ZM114 205V204H113ZM152 205V204H151ZM154 205H155V202H154ZM160 205V204H159ZM175 205V204H174ZM173 205V206H174ZM179 205V204H178ZM183 205V204H182ZM198 205V204H197ZM202 205H203V203H202ZM89 206V205H88ZM104 206H103V209H104ZM121 206V205H120ZM168 206H169V204H168ZM187 206V205H186ZM191 206V205H190ZM224 206H225V204H224ZM241 206H242V204H241ZM58 207V208H57ZM84 207V206H83ZM116 207V206H115ZM171 207V206H170ZM169 207V209L170 210H172L171 208ZM193 207H194V204H193ZM199 207V206H198ZM203 207H204V205H203ZM94 208L95 209H97L96 208V205L94 206ZM101 208V207H100ZM133 208V207H132ZM175 208V207H174ZM187 209H188V207H186ZM204 208H206V207H204ZM225 208H226V206H225ZM235 208V207H234ZM239 208V207H238ZM70 209H71V206H70ZM106 209V208H105ZM109 209H110V207H109ZM152 209V208H151ZM162 209H163V207H162ZM165 209V208H164ZM196 209L197 208H195V211H196ZM215 209V208H214ZM237 209V208H236ZM87 210V209H86ZM92 210V209H91ZM118 210V209H117ZM135 210V209H134ZM177 210V208H175V211ZM189 210H190V208H189ZM210 210H211V208H210ZM48 213L47 215H45L44 213H46V212ZM60 211V210H59ZM68 211V212H67ZM96 211H98V210H96ZM104 211V210H103ZM107 211V210H106ZM123 210H121V212H122ZM125 211V210H124ZM151 211H153V209L151 210ZM155 211V210H154ZM181 211V210H180ZM205 211V210H204ZM207 211V210H206ZM212 211V210H211ZM210 211V212H211ZM227 211V210H226ZM231 211V210H230ZM65 212H67V213H71L69 210H67V209H65V207L63 208V210L61 211V213H65ZM83 212H85V211H83ZM82 212V213H83ZM92 212H95V211H92ZM101 212H102V210H101ZM133 212V211H132ZM164 212V211H163ZM207 212H209V210L207 211ZM228 212V211H227ZM232 212V211H231ZM22 213V212H21ZM81 213V214H82ZM88 213V212H87ZM151 213H154V212H151ZM235 213V212H234ZM233 213V214H234ZM58 214L60 215V212H58ZM95 214V217H96V219H100V220H102L103 221V223L105 224L106 222H108V220H113V218H108V219H104L103 217H105V216H103V215H101V214H99V213H94ZM112 214V213H111ZM164 214V213H163ZM178 214V213H177ZM61 215H63V214H61ZM66 215V214H65ZM83 215H84V213H83ZM121 215V214H120ZM154 215H156L155 213H154ZM153 215V216H154ZM184 215L185 216H187V213L186 212H184ZM199 215V214H198ZM204 215V214H203ZM227 215V214H226ZM230 215V214H229ZM85 216V215H84ZM92 216V215H91ZM108 216V215H107ZM136 216V215H135ZM134 216V217H135ZM164 216V215H163ZM176 215H174V217H175ZM184 216V217H185ZM189 216V215H188ZM188 216H187V218H188ZM195 215H193V217H194ZM200 216H202L201 214H200ZM210 216V215H209ZM223 216V215H222ZM230 216H232V215H230ZM54 217H56V216H54ZM64 217V216H63ZM109 217V216H108ZM126 217V216H125ZM3 218V216H1L0 215V219H2ZM82 218H83V216H82ZM86 218V217H85ZM91 218V217H90ZM94 218V217H93ZM158 218V217H157ZM173 218V217H172ZM183 218V217H182ZM203 218V217H202ZM208 218V217H207ZM206 218V219H207ZM231 218V217H230ZM232 218H233V216H232ZM231 218V219H232ZM238 218V217H237ZM62 219V218H61ZM115 219H118V221L117 222H120L119 220L120 219H122V217L120 216L119 218L118 217H115ZM125 219V218H124ZM127 219V218H126ZM153 219V218H152ZM177 219V218H176ZM192 219V217L190 218V220ZM195 219H196V217H195ZM211 219H212V217H211ZM91 220V219H90ZM155 220H157V219H155ZM187 220V219H186ZM192 220H194V219H192ZM192 220H191V222H192ZM200 220H202V219H200ZM1 221H3V219L2 220H0V222ZM72 221V220H71ZM73 221H75L74 219H73ZM84 221V220H83ZM92 221H93V219H92ZM116 221V220H115ZM131 221V220H130ZM158 221V220H157ZM164 221V220H163ZM171 221V220H170ZM196 221V220H195ZM203 221V220H202ZM214 221V220H213ZM223 221V220H222ZM237 221V220H236ZM96 222V221H95ZM94 222V223H95ZM98 222H99V220H98ZM122 222V221H121ZM132 222V221H131ZM187 222V221H186ZM207 222V221H206ZM55 223H56V221H55ZM76 223V222H75ZM88 223V222H87ZM89 223H90V221H89ZM102 223V226L104 225ZM123 223V222H122ZM155 223V222H154ZM158 223V222H157ZM165 223V222H164ZM178 223V222H177ZM189 223V222H188ZM193 223V222H192ZM197 223V222H196ZM57 224V223H56ZM59 224V223H58ZM57 224V225H58ZM71 224H72V222H71ZM82 224V223H81ZM98 224V223H97ZM107 224V223H106ZM112 224V223H111ZM159 224H160V222H159ZM179 224V223H178ZM184 224V223H183ZM182 224V225H183ZM187 224V223H186ZM200 224V223H199ZM205 224V223H204ZM10 225V224H9ZM30 225V224H29ZM56 225V226H57ZM60 225V224H59ZM58 225V226H59ZM73 225V224H72ZM71 225V226H72ZM99 226H100V224H98ZM114 225V224H113ZM135 225V224H134ZM137 225V224H136ZM209 225H210V223H209ZM216 225V224H215ZM231 225H232V223H231ZM1 226V225H0ZM4 226V225H3ZM70 226V227H71ZM76 226V225H75ZM84 226V225H83ZM83 226H81L82 228H83ZM90 226V225H89ZM93 226V225H92ZM133 226V225H132ZM147 226V225H146ZM177 226H179V225H177ZM184 226V225H183ZM189 226H191V224L189 225ZM193 226H195V224L193 225ZM197 226V225H196ZM212 226V225H211ZM39 227L40 226H38V225H36V224H33L32 226H31V228L33 229V230H39ZM60 227V226H59ZM73 227V226H72ZM71 227V228H72ZM88 227V226H87ZM97 227V226H96ZM145 227V226H144ZM160 227V226H159ZM166 227V226H165ZM168 227H169V225H168ZM202 227V226H201ZM208 227V226H207ZM217 227V226H216ZM56 228V227H55ZM58 228V227H57ZM75 228V227H74ZM82 228L80 229V230H82ZM85 228V227H84ZM106 228V227H105ZM111 228V227H110ZM136 228V226L134 227V229ZM149 228V227H148ZM147 228V229H148ZM185 228V227H184ZM233 228H235V227H233ZM5 230H0L1 232L2 231H4L5 232V235H3L2 237H6L7 239L8 238H11L12 239V236H13V234H15L14 232H12L14 229H16V227H11V228H9V230L8 229H6V228H4ZM65 229V228H64ZM76 229V228H75ZM95 229V228H94ZM114 229V228H113ZM130 229H131V227H130ZM163 229H165L164 227H163ZM175 229V228H174ZM190 229H192L193 231H194V229L193 228H190ZM200 229V228H199ZM213 229V228H212ZM214 229H215V227H214ZM219 229V228H218ZM229 229V228H228ZM31 230V229H30ZM54 230H56V229H54ZM74 230V229H73ZM87 230H89L88 228H87ZM104 230V229H103ZM123 230V229H122ZM125 230H127V229H125ZM139 230L140 231H142L140 228H139ZM146 230V229H145ZM154 230V229H153ZM157 230V229H156ZM155 230V231H156ZM159 230V229H158ZM157 230V231H158ZM166 230V229H165ZM164 230V231H165ZM168 231H169V229H167ZM182 230V229H181ZM185 230H186V228H185ZM221 231H222V228L220 229ZM224 230V229H223ZM232 230V229H231ZM231 230H230V232H231ZM52 231V230H51ZM76 231V230H75ZM75 231H73V232H75ZM85 232H86V230H84ZM132 231V230H131ZM163 231V230H162ZM188 231V230H187ZM205 231V230H204ZM216 231V230H215ZM221 231H219V232H221ZM52 232H54V231H52ZM72 232V233H73ZM81 232V231H80ZM85 232H81V235L83 234V233H85ZM121 232V231H120ZM146 232V231H145ZM173 232V231H172ZM177 232H178V230H177ZM198 232V231H197ZM201 232V231H200ZM208 232H210L209 230H208ZM223 232H225V231H223ZM229 232V235L231 234ZM46 233V232H45ZM50 233V232H49ZM59 233H61V231L59 232ZM65 233V232H64ZM76 233V232H75ZM91 233V232H90ZM95 233V232H94ZM102 233L103 232H101V235H102ZM105 233V232H104ZM117 233V232H116ZM135 233H137L136 231H135ZM151 233V232H150ZM149 233V234H150ZM155 233V232H154ZM188 233H190L189 231H188ZM51 234V233H50ZM50 234H48V235H50ZM63 234V233H62ZM69 234V233H68ZM78 234V233H77ZM80 234V233H79ZM86 234V233H85ZM85 234H83V235H85ZM107 234V233H106ZM129 234V233H128ZM139 234V233H138ZM148 234V235H149ZM155 234H157V233H155ZM162 234H164V232L162 233ZM169 234H170V231H169ZM177 234H179V233H177ZM186 234H187V232H186ZM192 234H193V232H192ZM191 234V235H192ZM198 234V233H197ZM52 235H53V233H52ZM51 235V236H52ZM57 235H58V233H57ZM56 235V236H57ZM75 235V234H74ZM91 235V234H90ZM93 235V234H92ZM188 235V234H187ZM210 235V234H209ZM62 236H64V235H62ZM86 236V235H85ZM88 236H89V233H88ZM87 236V237H88ZM141 236V235H140ZM161 236V235H160ZM163 236V235H162ZM181 236H183V235H181ZM202 236H203V234H202ZM215 236V235H214ZM223 236H225V235H223ZM39 237V236H38ZM48 237V236H47ZM53 237V236H52ZM59 237V236H58ZM60 237H61V235H60ZM59 237V238H60ZM66 237V236H65ZM69 237H71V236H69ZM78 237H79V235H78ZM115 237V236H114ZM158 237V236H157ZM191 237V236H190ZM19 238V234L17 235V238H15L14 239V241L13 242H16V240ZM40 238V237H39ZM42 239H43V236L41 237ZM45 238V237H44ZM62 238V237H61ZM77 238V237H76ZM75 238V239H76ZM82 238H84L83 236H82ZM138 238V237H137ZM137 238H134L136 241L139 239H137ZM142 238V237H141ZM153 238V237H152ZM223 238H225V237H223ZM63 239H66V238H63ZM68 239V238H67ZM80 239V238H79ZM91 239H92V237H91ZM97 239V238H96ZM99 239V238H98ZM115 239V238H114ZM133 239V240H134ZM155 239H157V238H155ZM154 239V240H155ZM182 239V238H181ZM195 239V238H194ZM199 239V238H198ZM10 240V239H9ZM13 240V239H12ZM60 240V239H59ZM74 240V239H73ZM78 240V239H77ZM87 240V239H86ZM93 240V239H92ZM103 240V239H102ZM154 240H153V242H154ZM200 240V239H199ZM210 240V239H209ZM219 240V239H218ZM6 241V240H5ZM41 241V240H40ZM76 241V240H75ZM74 241V242H75ZM130 242H131V240H129ZM139 241V240H138ZM148 241V240H147ZM156 241V240H155ZM179 241V240H178ZM185 241V240H184ZM183 241V242H184ZM193 241V240H192ZM195 241V240H194ZM211 241V240H210ZM253 241L257 244V246H258V248H259V251H257L258 252V254L255 256V255H250V258H249V260L247 261V262H245L244 264H264V233H258V232H255V236H254V239H253ZM27 242H29V241H27ZM60 242V241H59ZM62 242V241H61ZM68 242H70V241H68ZM84 242V241H83ZM92 242V241H91ZM93 242H95V241H93ZM133 242V241H132ZM135 242V241H134ZM133 242V243H134ZM141 242V241H140ZM144 242V241H143ZM146 242V241H145ZM158 242H159V240H158ZM166 242V241H165ZM177 242V241H176ZM196 242V241H195ZM200 242H201V240H200ZM222 242V241H221ZM54 243V242H53ZM63 243H64V241H63ZM167 243V242H166ZM184 243H186V242H184ZM2 245H3V243H1ZM1 244H0V246H1ZM12 244V243H11ZM14 244V243H13ZM33 244V243H32ZM56 244V243H55ZM78 244H80V243H78ZM103 244H104V242H103ZM127 244H129V243H127ZM135 244V243H134ZM183 244V243H182ZM186 244H188V243H186ZM196 244V243H195ZM197 244H199V243H197ZM221 244V243H220ZM27 245H28V243H27ZM30 245V244H29ZM43 245V244H42ZM54 245V244H53ZM64 245H68V244H65L64 243ZM92 245V244H91ZM133 245V244H132ZM135 245H137V247H139L138 245H141V244H135ZM158 245V244H157ZM164 245V244H163ZM26 246V245H25ZM81 246H83V245H81ZM81 246H79V245H77V247L76 246H72V247H76V249H74L76 252H77V250H79L80 248H81ZM85 246V245H84ZM89 246V245H88ZM98 246H99V244H98ZM110 246V245H109ZM142 247H143V245H141ZM147 246V243H146V245H145V247ZM149 246V245H148ZM147 246V247H148ZM204 246V245H203ZM203 246H200V247H203ZM38 247H39V245H38ZM40 247H41V245H40ZM47 247V246H46ZM61 245L59 246V249H56L57 251L59 250V251H61L62 253H65L64 251V248L66 249V247H61ZM146 247V248H147ZM163 247V246H162ZM188 247H192V242L190 241L189 242V245H188ZM196 247H197V245H196ZM15 248V247H14ZM31 248H33L32 246H31ZM31 248H30V250H31ZM37 248V247H36ZM58 248V247H57ZM71 248V247H70ZM89 248V247H88ZM149 248V247H148ZM158 248H159V246H158ZM5 249V248H4ZM34 249V248H33ZM61 249V250H60ZM68 249V248H67ZM73 249V248H72ZM99 249V248H98ZM102 249V248H101ZM118 249H119V247H118ZM192 249V248H191ZM6 250V249H5ZM27 250V249H26ZM43 250H45V249H43ZM69 250V249H68ZM84 250V249H83ZM97 250V249H96ZM112 250V249H111ZM138 250H141V249H138ZM144 250V249H143ZM28 251V250H27ZM38 251H39V248H38ZM52 251H54V250H52V248H49V250H46V252H44L45 253V257H44V259L46 260V262L48 263L50 260H49V258L50 257H53L54 256V253L52 254ZM71 251V250H70ZM69 251V253H71ZM102 251V250H101ZM116 251V250H115ZM178 251H181V253H182V250H178ZM178 251H173V253L174 254H177L178 255V253H176V252H178ZM193 251V250H192ZM6 252H7V250L5 251V254H6ZM72 252H74V251H72ZM110 252V251H109ZM145 252H148L149 253V251L148 250H145ZM165 252H167V251H165ZM164 251H163V253H165ZM194 252V251H193ZM206 252V251H205ZM11 253V252H10ZM13 253V252H12ZM31 253V252H30ZM29 253V254H30ZM84 253V252H83ZM87 253V252H86ZM91 253V252H90ZM113 253V252H112ZM142 253H143V251H142ZM162 252H160V254H161ZM185 252H183V254H184ZM214 253V252H213ZM32 254V253H31ZM75 254V253H74ZM77 254V253H76ZM98 254H100V253H98ZM102 254H104V253H102ZM123 254V253H122ZM140 254V253H139ZM146 254V253H145ZM150 254V253H149ZM149 254H147V256L149 255ZM172 254V253H171ZM197 254H199V253H197ZM57 255V254H56ZM72 255H73V253H72ZM79 255V254H78ZM80 255H81V252H80ZM80 255H79V257H80ZM154 255V254H153ZM163 255V254H162ZM166 255H167V253H166ZM170 255V254H169ZM17 256V255H16ZM42 257H43V255H41ZM60 256V255H59ZM59 256H57V257H59ZM66 256H67V254H66ZM84 256V255H83ZM91 256V255H90ZM127 256V255H126ZM143 256V255H142ZM171 256V255H170ZM184 256V255H183ZM183 256L182 257H180V258H175L176 259V262H174V260H173V262L171 263V264H185V262H184V258H183ZM20 257V256H19ZM21 257H23V256H21ZM47 257V258H46ZM56 257V258H57ZM68 257V256H67ZM71 257V256H70ZM73 257V256H72ZM82 257V256H81ZM108 257V256H107ZM164 257V256H163ZM189 257V256H188ZM191 257V256H190ZM215 257H216V255H215ZM218 257V256H217ZM8 258L9 257H7V256H3V255H1L0 256V261H2L3 260V262L4 263H6V262H8ZM13 258H14V256H13ZM15 258H18V257H15ZM59 258H61V257H59ZM74 258V257H73ZM85 258L86 257H84V259H83V261L85 260ZM123 258V257H122ZM121 258V259H122ZM168 258V257H167ZM192 258V257H191ZM197 258H198V263L199 264H213V260H212V258H210L209 256H207L206 254H204L203 252H201L198 256H197ZM218 258H220V257H218ZM39 259H40V257H39ZM38 259V260H39ZM43 259V260H44ZM88 259V258H87ZM86 259V260H87ZM91 259H92V257L90 258V259H88L86 262H90L91 261ZM159 259V258H158ZM188 259H190V258H188ZM10 260V259H9ZM17 260V259H16ZM15 260V261H16ZM40 260H42V259H40ZM61 260V259H60ZM59 260V262H61ZM101 260H103V257H102V259ZM116 260V259H115ZM143 260V259H142ZM141 260V261H142ZM145 260V259H144ZM152 259H150V261H151ZM171 261H172V259H170ZM18 261V260H17ZM36 261V260H35ZM140 261V262H141ZM162 261V260H161ZM10 262V261H9ZM57 262H58V259H57ZM56 262V263H57ZM58 262V264H60ZM73 262V261H72ZM114 262V261H113ZM125 262H126V260H125ZM159 262H160V260H159ZM21 263V262H20ZM37 263V262H36ZM45 263V262H44ZM46 263V264H47ZM110 263V262H109ZM168 263H170L169 261H168ZM23 264H24V262H23ZM34 264V263H33ZM65 264V263H64ZM76 264H78L77 262H76ZM152 264H154L153 262H152ZM156 264V263H155Z\"/></svg>",
  "mask_w": 264,
  "mask_h": 264
},
{
  "label": "snow or ice",
  "instance_id": "snow-or-ice-1",
  "mask_svg": "<svg viewBox=\"0 0 264 264\" xmlns=\"http://www.w3.org/2000/svg\"><path fill=\"white\" fill-rule=\"evenodd\" d=\"M172 15V8L179 7L178 0H156ZM88 0H0V49L7 50L6 45L20 48L23 44L36 39L40 34L56 33L66 35L87 23L86 10ZM101 23V21H96ZM159 15L148 9L142 17L120 25L125 42L127 37H137L144 31L153 30L155 24L162 23ZM158 159L168 157L153 155L150 163L155 165Z\"/></svg>",
  "mask_w": 264,
  "mask_h": 264
}]
</instances>
